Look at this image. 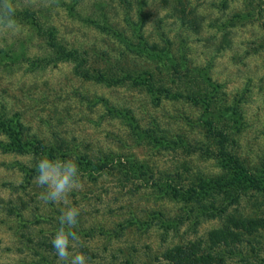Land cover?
Here are the masks:
<instances>
[{
  "label": "rangeland",
  "instance_id": "374dc122",
  "mask_svg": "<svg viewBox=\"0 0 264 264\" xmlns=\"http://www.w3.org/2000/svg\"><path fill=\"white\" fill-rule=\"evenodd\" d=\"M14 7L34 13L78 58H58L46 36L18 18L19 32H0V118L18 120L28 140L64 154L56 158L109 169H84L66 203L46 204L37 172L28 176L33 156L0 151V264H57L51 239L68 206L80 209V240L70 251L88 264H166V248L206 244L225 219L205 218L200 204L166 191L222 173L204 109L185 96L211 99L231 149L250 169L264 166V0H14ZM80 70L110 77L96 82ZM147 85L179 97L157 91L155 100ZM120 160L143 164L147 176L112 170ZM240 205L258 218L255 240L215 252L222 264H264V197L248 194ZM162 218L182 224L165 233Z\"/></svg>",
  "mask_w": 264,
  "mask_h": 264
},
{
  "label": "trees",
  "instance_id": "16d2710c",
  "mask_svg": "<svg viewBox=\"0 0 264 264\" xmlns=\"http://www.w3.org/2000/svg\"><path fill=\"white\" fill-rule=\"evenodd\" d=\"M16 19L29 20L41 35H45L47 45L55 51L58 58H74L77 60V51H67L62 45L57 43L54 39V29L43 28L35 20V15L30 10H23L15 13ZM125 38L121 41L125 42ZM142 40V39H141ZM148 41H140L141 47H145ZM79 68H82L78 65ZM96 72V76L89 75L88 72L83 70L78 71L82 77H86L96 82H106L108 77H103V74ZM147 92L155 97L154 92H161L163 98H175L178 95L170 94L169 90L156 89L153 92L151 85H147ZM186 99L194 106L203 107L206 114L203 120V126L207 136L214 139L216 149L214 153L217 166L222 170V173L217 176H198L195 181H191L188 187L180 189L174 186L167 185L166 191H170L173 199L181 200L185 203L200 204L203 208V216L208 219L219 218L225 219V224L218 230H212L208 234L207 241L204 243L197 241H185L166 248L161 257L166 264H222V259L215 252V247L224 245L228 247L231 243L245 245L249 244L251 240H255L256 229L260 226L257 221L258 218L245 215L238 210L241 206V199L245 198L248 194L253 196L259 195L264 197V166L250 169L237 153L231 149L232 134L227 133L223 127H219L220 121L217 117H212V100L201 95H186ZM216 120V121H215ZM0 134L4 135L5 140L0 142V151L4 154H19V155H32L33 167L29 171L30 178L36 172V163L42 156H47L50 159L56 156L63 157L64 154L58 152L53 147L44 144L42 140L27 139L25 137L21 123L16 120L3 121L0 118ZM61 151V149H58ZM78 164V163H77ZM109 164V163H108ZM80 174L83 170H90L92 173H102L108 170V165H92L86 162L81 167L79 166ZM125 170V174H134L132 176H147L148 169L140 163L128 162L121 160L112 164L114 169ZM140 178V177H131ZM197 213L201 215V210L197 209ZM190 217L192 213L188 214ZM159 219L162 215L158 216ZM264 221V217L261 218ZM182 224V220L177 222L169 221L168 219L161 220L162 228L165 233L170 230H178ZM263 226V225H261ZM260 228V227H259Z\"/></svg>",
  "mask_w": 264,
  "mask_h": 264
},
{
  "label": "clouds",
  "instance_id": "9594fccd",
  "mask_svg": "<svg viewBox=\"0 0 264 264\" xmlns=\"http://www.w3.org/2000/svg\"><path fill=\"white\" fill-rule=\"evenodd\" d=\"M22 25L16 19L14 0H0V32H19ZM36 184L43 189L39 199L47 203L67 202L70 194L80 187V172L73 159H50L42 156L36 163ZM80 209L68 206L57 217L59 227L51 239L58 258L57 264H88V258L70 249L80 240L74 230L78 224Z\"/></svg>",
  "mask_w": 264,
  "mask_h": 264
}]
</instances>
